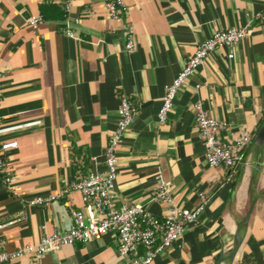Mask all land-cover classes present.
Returning <instances> with one entry per match:
<instances>
[{"label": "crops", "instance_id": "crops-1", "mask_svg": "<svg viewBox=\"0 0 264 264\" xmlns=\"http://www.w3.org/2000/svg\"><path fill=\"white\" fill-rule=\"evenodd\" d=\"M63 1L0 0V140L17 141L6 156L10 188L0 177L1 247L36 243L43 231L66 228L71 208L83 210L77 190L43 206L29 201L103 168L124 93L137 110L116 152L117 204L140 203L162 216L167 204L151 200L158 174L178 207L194 206L199 192L208 197L199 219L150 264H264V140H255L264 121V16L255 15L264 0H124L119 19L107 15L104 0H73L63 21L27 23L40 15V3ZM66 22L73 37L64 33ZM128 25L135 41L130 53ZM243 25L245 37L207 55L158 125L165 85L196 43L216 29ZM197 101L225 123L221 140L250 132L233 168L205 162L192 110ZM117 243L107 233L10 264H127Z\"/></svg>", "mask_w": 264, "mask_h": 264}, {"label": "built area", "instance_id": "built-area-1", "mask_svg": "<svg viewBox=\"0 0 264 264\" xmlns=\"http://www.w3.org/2000/svg\"><path fill=\"white\" fill-rule=\"evenodd\" d=\"M73 0H64L61 8L65 17ZM107 15L111 19H119L126 10L124 0H104ZM256 18L264 16V5ZM41 16H32L27 23L31 27L41 21ZM124 49L130 53L134 48V33L128 25ZM247 31V25L230 26L216 29L205 39L197 42L192 54L184 61L182 68L164 88V94L156 114V122L162 125L172 107L178 89L186 82L203 63L207 55L216 47L231 49L242 40ZM64 33L73 37L74 33L66 22ZM229 51L227 57L231 58ZM137 106L129 97L120 93L116 108V120L103 151V168L92 169L79 180L64 184L57 194L48 197L36 196L29 203L47 205L70 190H77L84 204L83 210L70 209V222L66 228H55L50 232L43 231L36 243L6 250L0 242V264H10L11 261L27 255H41L60 249L65 245L81 244L93 238H99L107 233H114L117 238V254L127 258V264H150L161 252L167 250L179 240L187 225L195 223L208 200L204 192L198 193L197 203L190 208H181L173 203L170 188L160 174L155 181L152 201L164 202L167 208L162 216L157 217L146 212L140 203L121 202L116 188L118 174L117 148L123 133L132 124ZM196 135L204 150L205 162L209 167L233 168L244 157V148L251 140L250 132L241 129L229 140L223 141L218 133L225 123L208 113L200 101L192 105ZM17 147L16 140H0V177L3 184L10 188L14 181L7 166L8 152ZM2 224H0V227Z\"/></svg>", "mask_w": 264, "mask_h": 264}, {"label": "trees", "instance_id": "trees-1", "mask_svg": "<svg viewBox=\"0 0 264 264\" xmlns=\"http://www.w3.org/2000/svg\"><path fill=\"white\" fill-rule=\"evenodd\" d=\"M39 13H40L42 20L63 21L65 19V13H64L63 9L61 8V6H58L54 3H49V2L40 3ZM84 176H82V177H84ZM79 179L80 178H78L77 180H79Z\"/></svg>", "mask_w": 264, "mask_h": 264}, {"label": "water", "instance_id": "water-1", "mask_svg": "<svg viewBox=\"0 0 264 264\" xmlns=\"http://www.w3.org/2000/svg\"><path fill=\"white\" fill-rule=\"evenodd\" d=\"M255 140L259 144H261L264 140V121H263L261 127L259 128V130L256 134ZM248 214H249V212L247 213V216H248ZM236 239H237L238 243H240L241 239L239 238L238 234H236Z\"/></svg>", "mask_w": 264, "mask_h": 264}]
</instances>
